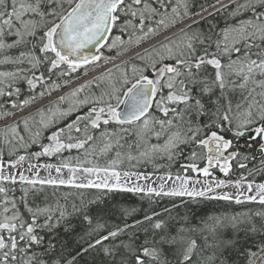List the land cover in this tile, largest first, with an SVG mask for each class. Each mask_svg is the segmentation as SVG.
<instances>
[{"label": "snow or ice", "instance_id": "1", "mask_svg": "<svg viewBox=\"0 0 264 264\" xmlns=\"http://www.w3.org/2000/svg\"><path fill=\"white\" fill-rule=\"evenodd\" d=\"M261 174L264 0H0V264H264Z\"/></svg>", "mask_w": 264, "mask_h": 264}, {"label": "trees", "instance_id": "2", "mask_svg": "<svg viewBox=\"0 0 264 264\" xmlns=\"http://www.w3.org/2000/svg\"><path fill=\"white\" fill-rule=\"evenodd\" d=\"M69 119H74L73 117H70ZM46 142V141H45ZM243 152H248L249 149L246 148H242L241 149ZM30 152H34V151H39V148L37 146H33L31 149H29ZM256 149L253 148L252 152L256 153ZM69 153H64L65 156H67ZM75 150L73 151L72 155H75ZM7 160V157H5V161ZM57 159L56 158H48V157H41L39 161L33 160V163H57ZM160 163H166L165 161H160ZM187 163V161L183 158L177 160L175 163H173L172 167L170 169L168 168H161L158 171L153 170V168L150 165H146L143 166L139 169H135L136 171H141V172H147V173H154L153 175L156 176H161L163 175L166 171H171L173 173V175L175 176V174L177 172H180L182 175L185 174L182 172L180 165ZM200 166L203 167V163H200ZM253 165L252 163H249V168H252ZM215 170V169H213ZM212 170V177L216 178V179H237L241 174H246L247 170L246 169H239L236 162H233V172L228 176L225 177L222 173H220L218 170L213 171ZM188 176L190 177H194L196 178V174L192 173L191 171H189L187 173ZM202 176H199L198 178H201ZM210 177V178H212ZM255 179V181L257 183H264V174L261 175H255L254 177L250 176L248 177L249 180L251 179ZM159 199V198H157ZM181 199L187 200V197L184 198H174L176 203H179ZM113 201L115 203H118L120 206L122 207H128V208H139L141 206H147V199L145 200H141L140 198V194H134V193H117L113 195ZM164 206H171V201L170 198H163V199H159V205L157 207V210H159L160 208L164 207ZM258 205L255 204H245V205H236L234 203H229V202H224V201H220V202H208L205 205L201 206L198 211L203 214V213H207V212H221V211H227V212H240V211H244L247 210L249 208L255 209L258 208Z\"/></svg>", "mask_w": 264, "mask_h": 264}, {"label": "rangeland", "instance_id": "3", "mask_svg": "<svg viewBox=\"0 0 264 264\" xmlns=\"http://www.w3.org/2000/svg\"><path fill=\"white\" fill-rule=\"evenodd\" d=\"M25 167H27V164H25ZM216 170H218V169H215V170H213V171H216ZM42 175H44L45 173H41ZM159 177L160 176H156V175H152V178H151V180L150 181H148V183H152V182H154L155 184H159L161 181L159 180ZM133 179H135V178H133ZM201 181H203L204 179H205V177H201V178H199ZM208 179H211L210 177L208 178ZM140 183L141 184H144V183H146L145 181H143V180H141L140 181ZM167 186H171V181L168 183V185H166V187ZM197 187H199L198 185H197ZM227 190H230V191H234V189H227Z\"/></svg>", "mask_w": 264, "mask_h": 264}]
</instances>
